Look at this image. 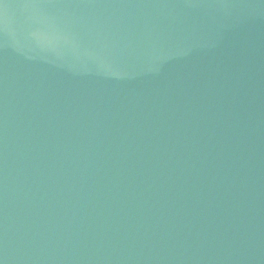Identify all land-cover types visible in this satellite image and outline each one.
Listing matches in <instances>:
<instances>
[{"label": "water", "instance_id": "95a60500", "mask_svg": "<svg viewBox=\"0 0 264 264\" xmlns=\"http://www.w3.org/2000/svg\"><path fill=\"white\" fill-rule=\"evenodd\" d=\"M0 264H264V0H0Z\"/></svg>", "mask_w": 264, "mask_h": 264}]
</instances>
